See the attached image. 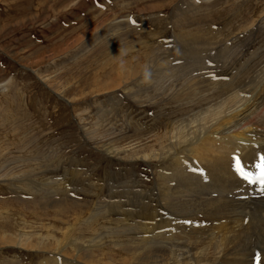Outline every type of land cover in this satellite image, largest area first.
I'll list each match as a JSON object with an SVG mask.
<instances>
[{
    "label": "rangeland",
    "instance_id": "1",
    "mask_svg": "<svg viewBox=\"0 0 264 264\" xmlns=\"http://www.w3.org/2000/svg\"><path fill=\"white\" fill-rule=\"evenodd\" d=\"M166 62L175 80L230 81L249 100L223 136L264 120V0H0V264H130L143 224L169 233L159 176L174 157L143 156L225 98L159 92L148 82Z\"/></svg>",
    "mask_w": 264,
    "mask_h": 264
},
{
    "label": "bare ground",
    "instance_id": "2",
    "mask_svg": "<svg viewBox=\"0 0 264 264\" xmlns=\"http://www.w3.org/2000/svg\"><path fill=\"white\" fill-rule=\"evenodd\" d=\"M169 66L167 62L161 65L167 73L156 72L152 77L159 74L158 81L155 82L152 78L148 82L156 84L159 92L166 91L173 98L184 103H191L200 94L203 96L199 99L207 96L214 98L212 94L216 93L224 97L225 102L207 104L193 120H185L182 124L175 126V129L170 132L172 140L165 152H155L153 149L152 154L143 156L145 162L152 159L167 160L171 155L174 157L171 159V166L163 168L160 172L161 174L163 172V175L159 176L161 197L158 204H161V210L158 212L165 215L166 218L163 219L166 221L163 220L162 225L169 226V233L160 235L157 226H152L151 223L152 228H150L148 225L150 222L148 224L146 222V225L143 224L142 234L148 235V240H140V238L133 240L130 237V243L136 246L125 251L126 259H129L130 264H251L254 251L260 250L261 263L264 264V210H259L262 198L238 199L239 195L245 194L241 191L244 188L249 190V186L235 177L230 159L233 154L239 153L244 157L245 167L253 166L252 171H255L258 165L257 157L264 154V142L254 144L251 138L245 135L249 131L255 132L251 130V125L254 123L252 118L243 125L241 132L240 130L238 133L229 131L225 136L220 133L232 128L249 100L246 102L244 98H239L241 92L237 90L229 95L228 89L233 85L229 84L230 81H226L221 93L220 91L217 93L208 89L209 87L204 89L205 85H202L204 83L193 80L194 78L192 79L188 74L184 75L188 78V82L183 78L179 79V76L175 80V77L170 74L171 69L168 68L171 66ZM134 76L136 77V74L132 73L124 77L128 82L129 79L133 80ZM142 92L145 93V89ZM142 92L138 95L140 96ZM207 99L210 100V97ZM255 122L256 129L264 127V120ZM104 151L109 156L117 152L114 146H107ZM199 169L204 170V175L195 174ZM38 186L39 189L44 188L42 184ZM145 204L148 206L146 202ZM107 209L112 211L110 206ZM168 210L169 213L170 210L172 211L171 217L164 213ZM256 210L258 211L254 212ZM99 211L97 210L95 214H101ZM153 213H149V217H154L155 213ZM247 215L252 218L251 221L249 220L250 223L246 220L249 219ZM147 217H145L146 220H150ZM172 217H175L177 221L171 219ZM139 218L141 217L137 219ZM133 233L130 236L133 237ZM45 251L49 250L45 249ZM113 261L97 262L98 264H114L115 261ZM85 262L97 264L95 259L91 260L90 257L85 259Z\"/></svg>",
    "mask_w": 264,
    "mask_h": 264
},
{
    "label": "snow or ice",
    "instance_id": "3",
    "mask_svg": "<svg viewBox=\"0 0 264 264\" xmlns=\"http://www.w3.org/2000/svg\"><path fill=\"white\" fill-rule=\"evenodd\" d=\"M264 159V158H262ZM261 172L260 176L257 179H252L250 173H246L241 165V161L239 158L235 160V171L237 172L238 175H240L242 178L248 180L250 183H256L257 180L259 181L260 184L264 185V163L259 165Z\"/></svg>",
    "mask_w": 264,
    "mask_h": 264
},
{
    "label": "crops",
    "instance_id": "4",
    "mask_svg": "<svg viewBox=\"0 0 264 264\" xmlns=\"http://www.w3.org/2000/svg\"><path fill=\"white\" fill-rule=\"evenodd\" d=\"M33 198H34V197H33ZM46 259H47V258H46ZM42 262H43V261H41V263H42ZM41 263H40V264H41ZM49 264H51V263H49Z\"/></svg>",
    "mask_w": 264,
    "mask_h": 264
}]
</instances>
